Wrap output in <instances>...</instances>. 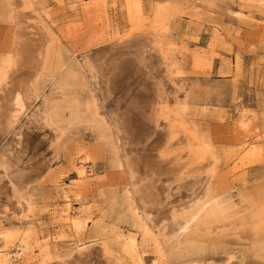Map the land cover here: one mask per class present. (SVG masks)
<instances>
[{"label":"rangeland","instance_id":"rangeland-1","mask_svg":"<svg viewBox=\"0 0 264 264\" xmlns=\"http://www.w3.org/2000/svg\"><path fill=\"white\" fill-rule=\"evenodd\" d=\"M13 27L30 31L42 53L19 134L0 142L13 141L27 165L22 181L0 189V243L12 233L10 244L26 239L32 248L12 264H76V237L90 243V264H264V229L253 226L264 207V0H0V84ZM88 59L119 62L106 98ZM26 75L20 68L8 83L23 88ZM117 108L127 110L136 152L155 154L174 128L183 153L211 156L207 199L226 201L200 230L184 238L138 231L121 180ZM179 189L178 203L187 198ZM66 200L92 219L80 234L67 225ZM54 233L62 237L43 248Z\"/></svg>","mask_w":264,"mask_h":264},{"label":"bare ground","instance_id":"bare-ground-1","mask_svg":"<svg viewBox=\"0 0 264 264\" xmlns=\"http://www.w3.org/2000/svg\"><path fill=\"white\" fill-rule=\"evenodd\" d=\"M236 15H239V12H236ZM21 29L13 27L9 31L2 78H8L9 82V76L23 68L27 72V79L30 78L24 85L30 84L31 86L38 75V61L42 53L41 44L36 38L29 36L30 31H25V36H22V31L24 32L25 29ZM118 63V61H113L98 64L90 59L86 60V65H84L86 72L94 85H102L100 93L103 98L108 96L112 80L118 73ZM8 82L0 84V142L3 139L7 140V135L10 133L13 134L12 140L16 139L19 132L13 133L15 123L30 108L31 98H33L32 90L28 85L22 88L20 84H9ZM142 112L145 119L156 122L158 115L152 111L144 112L143 110ZM111 119L126 161L125 169L121 171V180L125 186L127 211L138 231L143 236L154 234L166 237L172 233L173 236L184 238L200 230L203 224L201 218L212 213L213 205L218 207L221 202L226 201L207 199L210 180L213 176V171L210 169L211 156L200 148L191 147H186V153H183L185 149L177 144L181 140L176 137L174 128L171 129L169 138L155 150V154L144 155V153L136 152L132 147L134 139L127 120V110L118 108L113 110ZM12 142L10 140L0 146V189L5 181L14 182L15 179L22 181L27 169L18 148L11 145ZM242 148H244L243 155L250 153L249 148L246 149L243 142L240 143L238 150ZM238 154L237 150L234 151L232 158L235 159ZM82 173L79 172V174ZM203 175H205L204 182L197 189L196 186L201 183ZM186 179L188 181L183 182ZM181 187L187 198L178 203L174 201L173 195L178 193ZM174 190L176 191L173 192ZM65 198L67 199V196ZM67 201L62 209L65 219L68 220L67 225L74 233L80 234L78 232L80 228L86 225L88 219H92L90 216H83L82 213L76 211L77 209L74 210L72 204ZM19 209L20 205L16 206L15 211L6 206L3 213L8 215L12 214L11 212L16 213ZM190 209L194 211L186 215ZM181 216L183 220L176 226L177 217ZM253 216L254 230L264 229V207ZM174 229L177 230V235L173 233ZM54 234L43 236V248H46L52 238L62 237L59 233ZM10 236L12 233L5 235V240L9 244L0 243V264H12L14 258L17 261L23 260V256L32 249L26 239L10 244ZM127 240L131 248H136L134 236L127 237ZM87 242L85 238L76 237L73 243L76 264H90L91 245ZM9 247L12 248L9 249ZM43 255L46 253L44 252Z\"/></svg>","mask_w":264,"mask_h":264}]
</instances>
